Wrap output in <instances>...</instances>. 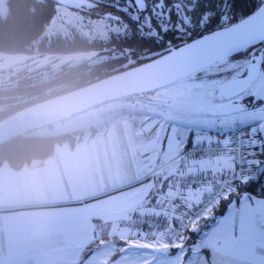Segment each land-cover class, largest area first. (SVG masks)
I'll list each match as a JSON object with an SVG mask.
<instances>
[{"label": "crops", "instance_id": "1", "mask_svg": "<svg viewBox=\"0 0 264 264\" xmlns=\"http://www.w3.org/2000/svg\"><path fill=\"white\" fill-rule=\"evenodd\" d=\"M228 86L229 83L226 88ZM232 133L226 134L222 142L228 141ZM90 134L83 149L77 147L80 140L74 145L63 142L56 145L46 159L33 160L18 169L7 163L0 165V264H97L91 257V253L95 254V245L114 242L109 240L119 235L153 237L161 242L158 247L166 246L165 241L141 231L129 235L118 220L134 214L175 220L184 208L198 202L205 190L200 187L175 190L168 183L173 170L182 174L213 175L232 169L229 153L190 158L187 165L182 166L176 157L193 143L191 138L172 157L163 153L158 145V162L153 150L143 165L136 167L131 160L129 138L118 125L111 124L103 136L94 128ZM248 136L247 131V141ZM140 138L132 134L130 141L133 144ZM249 141V144L261 145ZM137 145L140 147L141 143ZM261 146L264 149V145ZM108 153L119 163L107 160L104 156ZM263 160L250 159L247 166H253L250 173L257 176L245 174L242 182L233 184L223 194L229 198L227 206L235 209L230 214V228L235 235L242 231L238 249L249 250H243L240 257H236L211 249L200 264H264V170L260 169ZM124 168L131 174L129 180L123 179ZM134 168L140 169L132 174ZM258 177L262 188L247 189L248 183L254 186L253 181ZM212 219L215 218L210 212L196 225L205 222L207 226ZM186 235L181 241L186 240ZM169 248L165 254H171ZM118 258L117 254L112 256L110 264L116 263Z\"/></svg>", "mask_w": 264, "mask_h": 264}, {"label": "rangeland", "instance_id": "2", "mask_svg": "<svg viewBox=\"0 0 264 264\" xmlns=\"http://www.w3.org/2000/svg\"><path fill=\"white\" fill-rule=\"evenodd\" d=\"M115 22L108 16L92 15L88 9L74 10L60 4L55 6V12L44 34L68 35L76 31L83 36L106 37L114 32ZM258 50L260 54L258 53L255 66L251 69L254 71L250 74L252 82L244 89L235 90L228 97L223 95L224 88L228 83L243 76V57L226 58L168 85L117 98L31 130L32 134H59L82 129L83 139L78 142L77 147L83 149L90 138L91 127L103 136L111 124H115L129 138L131 160L136 167L142 166L145 158L149 153L151 155L153 150L156 153L158 145L163 153L172 157L190 138L193 142L218 140L222 142L226 134L243 126L248 131L251 143L264 145V43ZM21 79L20 70L13 71L7 68L0 70V85L15 83ZM223 99L237 103L242 109L225 115L207 113L206 109L209 106L218 104ZM132 134H138L142 138L132 144L130 141ZM137 142L141 143L140 147ZM104 157L119 163L112 153ZM154 157L158 162L159 155L156 153ZM139 169L134 168L131 173L134 174ZM130 176L128 169L124 168L123 179L129 180ZM249 176L255 177L257 173L252 172ZM247 182L248 180L245 184ZM225 196L228 205L229 198ZM234 211L235 209L227 206L225 212L212 219L207 226L205 222L193 226L187 233L186 240H179L174 244L176 250L171 254L156 251L158 244H162L153 237L142 239L119 235L109 240L114 242L95 245V254L91 253V257L96 259L97 264H110L109 260L115 254L119 255V260L113 264H200L201 258L207 256L211 249L240 257L243 250L249 249L246 247L238 249V246H241L238 240L242 231L235 235L229 224L230 214ZM125 232L135 233L136 230Z\"/></svg>", "mask_w": 264, "mask_h": 264}, {"label": "trees", "instance_id": "3", "mask_svg": "<svg viewBox=\"0 0 264 264\" xmlns=\"http://www.w3.org/2000/svg\"><path fill=\"white\" fill-rule=\"evenodd\" d=\"M97 1L107 6L94 15L108 16L113 20L182 21V10L192 29V36L188 39L197 38L230 25L249 15L263 2V0H145L147 9L139 13L132 0ZM39 4L37 0H0V70L5 68L13 71L20 70L22 74V79L18 82L0 85V120L26 106L79 88L92 80H98L112 73L110 59L106 61L107 68L103 64H93L90 61L92 57L85 54L89 43L80 33L72 31L68 35L44 34L55 12V6L58 4L52 0H44L41 11H39ZM203 13L208 15L204 17ZM173 29L177 30L174 36L167 37L163 41L168 39L177 41L175 36L181 34L182 29L177 27ZM157 43L156 49L159 48ZM111 45L119 48L122 46V41L116 40ZM71 52L81 54L77 61H70L67 58ZM2 53L7 54L4 60ZM34 54L42 55L35 60L41 62L44 59V62L42 61L44 67H31L26 60L21 66L15 68L3 67L10 58L27 55V61H30ZM118 59L115 57V61ZM22 66L27 68L22 69ZM113 66L111 64V67ZM243 128L246 129L245 126ZM83 133L82 129L46 135L32 134V131L25 132L0 145V165L7 163L11 168L18 169L29 165L33 160L46 159L52 155L56 145L63 142L74 145L76 140L83 138ZM261 165L260 169L264 170V160L261 161ZM249 169L247 166L245 174L250 172ZM260 181L261 178L258 177L253 181L254 186H251L249 182L246 188L257 187L260 190L262 188ZM226 207L227 198L222 195L211 211L212 216L217 218L225 212ZM175 250L176 248L170 247L169 253Z\"/></svg>", "mask_w": 264, "mask_h": 264}, {"label": "water", "instance_id": "4", "mask_svg": "<svg viewBox=\"0 0 264 264\" xmlns=\"http://www.w3.org/2000/svg\"><path fill=\"white\" fill-rule=\"evenodd\" d=\"M40 1V0H37ZM72 6L74 0H52ZM138 10L145 0H134ZM264 42V0L244 18L171 48L141 64L104 76L79 88L36 102L0 120V145L25 132L50 125L111 100L168 85L211 64L231 58ZM21 60L12 59L3 67ZM254 69L233 81L244 89L252 82ZM226 89V87L224 88ZM242 109L237 103L222 102L209 106L211 115H225ZM158 252L167 253V246Z\"/></svg>", "mask_w": 264, "mask_h": 264}, {"label": "built area", "instance_id": "5", "mask_svg": "<svg viewBox=\"0 0 264 264\" xmlns=\"http://www.w3.org/2000/svg\"><path fill=\"white\" fill-rule=\"evenodd\" d=\"M224 153H229L232 169L223 174L199 175L182 174L173 170L168 183L175 190H190L195 187L204 189L203 197L196 203L184 208L180 215L171 220L165 217H156L145 214H134L122 217L118 223L125 231H143L174 245L198 222L205 219L212 209L218 204L221 196L235 183H240L245 178L248 161L253 157L264 159V149L261 145H252L247 141V132L240 128L233 131L226 142H193L184 149L176 159L182 166L187 165L190 158H211ZM172 162L169 161L168 164ZM98 227V224L96 225Z\"/></svg>", "mask_w": 264, "mask_h": 264}, {"label": "flooded vegetation", "instance_id": "6", "mask_svg": "<svg viewBox=\"0 0 264 264\" xmlns=\"http://www.w3.org/2000/svg\"><path fill=\"white\" fill-rule=\"evenodd\" d=\"M134 3V0H132ZM39 11L42 10V4L44 3V0L39 1ZM60 5V4H58ZM106 5V3H105ZM135 5V4H134ZM107 6V5H106ZM99 3L97 0H74V4L72 6H65L72 8L74 10H86L88 9L89 12L94 15L95 13H99V11L102 10V8L106 7ZM217 7V6H215ZM93 8V10L91 9ZM135 8L137 12H144L147 9L146 1H145V8L143 10H138L136 5ZM204 17L208 15V13H203ZM136 16V14H134ZM181 16L183 17L182 21L176 20V21H170V20H115L116 24L114 26V32H111L106 37H88L83 36L82 38L89 43V48L87 49L86 46V53L87 55H90L91 62L93 64L98 65H104L107 68L106 61L108 59L111 60V64L114 65L111 68V74L131 68L133 66H136L138 64H141L161 53H164L165 51L175 48L182 43H186L194 38L188 39L190 36H192V29L190 28L189 20L187 19L185 12L181 10ZM182 24L184 26L182 27ZM177 27L181 30V34L178 36H175L177 39L176 42H173L171 39H168L166 41H163V39L167 37H173L174 33L177 32L176 29H173ZM190 29V30H189ZM171 34H168V33ZM50 35V34H48ZM122 41V46L119 48H114L113 45H111L114 41ZM158 42V43H157ZM153 43L151 46L147 47V45ZM156 43L159 46V48L156 47ZM164 43H167V45H164ZM264 43V42H263ZM262 45L260 43L259 45L249 48L243 52H241L238 55H235L231 58L235 57H243L244 63L242 65L244 66V75L249 74L248 72L251 71V69L255 66L256 59L258 57L259 50L258 48ZM84 54V52H83ZM260 54V53H259ZM85 55V56H87ZM3 60L7 56V54L2 53ZM81 56L80 53L71 52V55H69L67 58L72 61L78 60V57ZM42 57V55H36L34 54L33 58L30 61H27L28 56L27 55H21L17 56L12 59H19L21 60L18 63H15L11 66H7L8 68H15L18 66H21L23 61L26 60V62H29V66H36V67H44V63L42 64V61L44 62V59H42L41 62H37L38 59ZM115 57L119 58L117 61H115ZM9 61V60H8ZM7 61V63H8ZM5 63V64H7ZM21 63V64H20ZM4 64V65H5ZM117 65V66H116ZM22 69H26L27 67L22 66ZM110 75V74H109ZM242 76V77H243ZM240 77V78H242ZM239 78V79H240ZM97 80V79H96ZM95 80H92L93 82ZM89 82V83H91ZM88 84V83H87ZM240 86L237 85V83L232 84L229 83V86L224 89L223 95L228 97L230 95L231 91L233 89H237ZM230 101L228 99H223L222 102Z\"/></svg>", "mask_w": 264, "mask_h": 264}]
</instances>
